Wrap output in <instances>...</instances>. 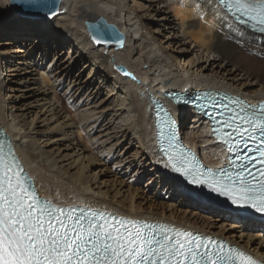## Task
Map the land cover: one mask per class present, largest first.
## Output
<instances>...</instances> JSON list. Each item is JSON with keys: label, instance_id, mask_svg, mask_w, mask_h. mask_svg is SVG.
<instances>
[{"label": "bare ground", "instance_id": "6f19581e", "mask_svg": "<svg viewBox=\"0 0 264 264\" xmlns=\"http://www.w3.org/2000/svg\"><path fill=\"white\" fill-rule=\"evenodd\" d=\"M0 5L15 16L7 0H0ZM216 12L217 5L212 0H61L57 17L50 21L16 17L17 24L0 25V34L8 36L0 41V126L7 132L42 198L58 206H90L126 218L162 222L201 235L219 237L217 239L264 263V220L242 217L246 219L245 225L237 228L248 241L240 245L230 240V235H224L223 229L212 231L208 224L205 225L203 215L196 211H181L177 207L167 216L154 212L150 206L144 209L140 204L134 205L132 201L125 205L115 197L110 198L106 191L102 192L103 183L98 185L96 179L90 178L96 173L84 174L87 165L98 160L92 158L93 153L106 162L117 157L119 168L127 165L125 171L134 164L139 170L151 164L149 180L156 179L163 189L180 194L191 207L229 220L241 218L236 212L191 202L181 192L180 182L170 177L168 170L172 171L162 164L154 144L149 97L160 99L163 93L170 91H186L191 95L197 89L207 88L226 90L252 100L264 98V58L259 54L264 52V37L248 32L242 37L243 43H239L240 38L232 33L234 38L230 40V29L227 25L221 27L224 22ZM99 18L124 34L122 46L93 44L84 22ZM164 27L177 30L174 35L180 33L183 40L194 45L199 55L196 53L187 67L195 62L203 63L197 68L198 75H188L190 68L177 67V59L166 51L168 45L162 46L165 38L160 32ZM31 37L34 40L28 48L19 46V42L26 45ZM135 45H142V48ZM146 49L149 50L143 53ZM32 55L35 56L30 59ZM210 57L217 58L218 62H210ZM48 58L49 65L44 68L41 62ZM114 65H123L140 81L122 78ZM144 66H148L147 70H143ZM215 68L225 72L221 75ZM156 72L160 75H155ZM226 72L231 77H224ZM58 93L70 108L79 110L78 117L83 118L80 127L75 128L68 119L70 116L60 108ZM28 98H35L33 103L39 109L35 113L32 111L35 106L25 101ZM171 109L178 118L186 144L197 152L209 150L208 154H201L202 158L208 165H218L221 162L220 147L211 137L203 118L193 116L189 108L171 105ZM44 115L46 118L41 120ZM49 121L57 124L45 127L52 123ZM187 122L192 125L191 129L186 126ZM57 132L62 135L48 136ZM77 162L80 164H77L78 169L74 167ZM165 173L167 177H164ZM53 178L68 184L67 196L62 195L63 189L52 181ZM251 238L258 241V247L252 250L248 247Z\"/></svg>", "mask_w": 264, "mask_h": 264}, {"label": "snow or ice", "instance_id": "6c2138e0", "mask_svg": "<svg viewBox=\"0 0 264 264\" xmlns=\"http://www.w3.org/2000/svg\"><path fill=\"white\" fill-rule=\"evenodd\" d=\"M25 15L51 19L59 0H7ZM216 15L235 33L239 43L249 31L264 35V0H216ZM96 44L123 37L99 22L89 25ZM255 54V53H254ZM264 58V52L259 53ZM122 71V69H118ZM127 74V73H126ZM166 96L170 95L168 93ZM195 104L209 116L212 134L228 153V166L205 169L178 143L177 119L154 97L157 143L165 166L191 185L206 187L232 205L264 214V102L248 104L237 98L217 103L212 94ZM174 102L192 101L172 96ZM199 99V97H198ZM209 106L213 111H205ZM249 141L256 144L251 147ZM255 153V155H252ZM151 182V181H150ZM0 264H258L225 241L165 223L118 217L90 206H58L42 199L25 172L13 144L0 131Z\"/></svg>", "mask_w": 264, "mask_h": 264}, {"label": "rangeland", "instance_id": "374dc122", "mask_svg": "<svg viewBox=\"0 0 264 264\" xmlns=\"http://www.w3.org/2000/svg\"><path fill=\"white\" fill-rule=\"evenodd\" d=\"M10 8H11V6H10ZM12 11L14 12L15 16L13 14H11L10 11L8 9H6L4 6L0 5V25L8 26V25L17 24L18 20H16V19H18V18L23 19V20L37 21V20H31L29 18L27 19L26 17H21L18 14H16L13 9H12ZM16 17H18V18H16ZM14 20H16V21H14ZM43 21H46V20H43ZM48 21H50V20H48ZM153 26L154 25L152 24V27ZM171 31H173V32H171ZM175 32H177V30H175V29L171 30L169 27H164V29H162L160 34L163 35L162 37L165 38V39H162V46L164 47V46L168 45V47L166 48V51L171 53L173 58L177 59V61H175L176 63L178 62L177 67L182 65L186 68L187 64L189 65L190 61H192V59H194L196 57L195 54L197 53V55H199V53L194 48L193 44H189L188 40H183L180 33H177L176 35H174ZM140 34H141V32H140ZM166 37H168L167 40H166ZM6 39H8L7 35L4 36V35L0 34V41L6 40ZM33 40H34V38L31 37L30 40L26 41V45L20 44L21 42H19V46L21 45L20 47L24 46V47L28 48L29 44H31L33 42ZM136 47L141 49L142 45L141 46L138 45ZM65 49L67 51V48H65ZM65 49H64V51H65ZM147 50H149V49L143 50L142 52L145 53V51H147ZM35 54H36V52H35ZM34 56L35 55H32V57L30 59H33ZM151 57H154V56H151ZM40 61H42V60H40ZM49 61H50V58L45 59L43 61V63L41 62V64H43L44 68L46 65H49L48 64ZM209 61L217 63L218 59L215 57H210ZM199 66H203V63L197 64V62H195L191 67L188 66L187 70L190 68L188 75H191V74H194L195 76L198 75L199 70L197 68ZM147 68H148V66H146V67L144 66L143 70H147ZM76 70H74L72 72V75L75 73ZM215 72H218L222 75V73L225 72V70L221 71V70H218L215 68ZM227 72L224 73V77L225 76L228 78L231 77V74H229ZM156 73H155V75H160V73H157V74ZM227 75H229V76H227ZM219 78H220V76H219ZM134 80H137V82L140 81V79H138V76H135ZM241 81H243V79H241L240 82ZM5 86H7V85L4 84V87ZM139 86H140V88H142L141 87L142 84H140ZM20 87H23V86H20ZM144 91H145V88H144ZM4 93H5V88L2 90V94H4ZM57 95H58L57 99H59L58 102L60 104V108H62L64 110L65 115L70 116V118L67 117L69 119V121L72 122V124L74 125L75 128L80 127L82 125L83 118L78 117L79 116V114H78L79 110H75L73 108V106L70 108V105H68V103H66L64 101L65 99H63L61 93H58ZM34 100H35V98H33L31 100H29V98H28V100H25V101H28L27 103L31 102V106H35L36 109L32 110L35 113V111H38L39 109H37V104L33 103ZM83 108H81V109H83ZM89 109L90 108H88L87 110L89 111ZM42 112H44V109H42ZM80 115H81V113H80ZM46 116H47V114H46ZM47 117H49V116H47ZM43 118H46L45 115L41 117V120H43ZM49 122H52V123H49V125L47 124L45 127H52V126L57 124V123H54V121H49ZM186 126L190 129L192 128V125L189 124V122H187ZM59 133L60 132H57V134L52 133L51 135H48V136L51 138H56V136H59ZM61 133H63V132L61 131ZM61 133H60V135H62ZM89 145L91 147V143ZM90 147H89V149H90ZM133 150H134V148L131 149V151H133ZM211 150H214V149H211ZM94 151L97 152L96 150H94ZM208 151L209 150H205L204 152L206 154H208L209 153ZM204 152H201V154ZM93 156H94V157H92L93 159H98V160H96L94 162V164H92V165H90V164L87 165V169H86L84 174L87 173L86 175H89L90 173L91 174L96 173L98 176L95 175V177H91L89 175L90 178L92 180L96 179V182L98 183V185H100V183L102 182L103 186L100 187V189H102V192L106 191L107 195L110 198L115 197V200L122 201V204H125V205L128 204L130 201H132L134 205L140 204L141 205L140 207H142L144 209L148 208L150 206L154 212L157 211L158 213H163L167 216L169 215V212L170 213L174 212L177 207H178L177 208L178 210L181 209V211H186V212L190 209V210H193L194 212L196 211V213H200L201 215H203V217L205 219V223H206L205 225L208 224L211 227L212 231L219 232L221 229H223L224 235H226V236L230 235L229 239L235 241L236 243H238L240 245H244L248 241V239L244 237L245 234L241 233L240 230L237 228V226L239 227V226L245 225V220H246L245 218L241 217V218L236 219V221L229 220L228 218H226V219L222 218L218 214H215V213L210 214V213H208L202 209L191 207L190 204L185 202L184 199L180 197V194H177V193L171 194L168 189H163L161 184L156 179H152V181L149 182L150 181L149 178L152 177V173L150 172L151 167H152L151 164H147L146 166L142 167V170H139V168H137V165L134 164V165H132L131 169L125 171V167L127 165L126 166L125 165L120 166V168H119V166L117 165L118 164L117 157L114 159H110L108 162H106L103 158L97 157V155H95V153H93ZM69 162H67V163H69ZM67 163H64V164H67ZM77 164L80 165L79 162H77L74 165V167H76V169H78ZM82 164H84V161ZM86 164H88V163H86ZM103 164H105V165H103ZM162 164L165 166V164L163 162H162ZM115 165H117V166L113 167ZM165 168L167 169L166 166H165ZM168 172H169L170 177L179 181L177 179V177L174 176V174L170 173L169 170H168ZM167 176L168 175H166V173H165L164 177H167ZM52 181L55 182L57 184V186H59L63 189L62 195L67 196L68 184L65 181L58 180L56 178H53ZM180 185H181L180 186L181 192L186 194L185 196L191 202H193V203L199 202L201 205L209 206L211 209L220 210V209H218V207L210 205L207 201H205V199H201V198L195 196L196 194L188 192L185 189V187H183L181 182H180ZM94 186H97V185H94ZM104 186H106V188ZM225 212H228V211H225ZM239 215L241 216V214H239ZM257 220H259V219H257ZM217 238H219V237H217ZM251 239H254V238H251ZM251 239H249L248 247H250V249L252 250V249L258 247V241H256L255 239L254 240H251ZM258 249H260V247Z\"/></svg>", "mask_w": 264, "mask_h": 264}, {"label": "water", "instance_id": "95a60500", "mask_svg": "<svg viewBox=\"0 0 264 264\" xmlns=\"http://www.w3.org/2000/svg\"><path fill=\"white\" fill-rule=\"evenodd\" d=\"M59 3L61 4V0H59ZM11 8H12V7H11ZM12 9L15 11L16 14H18V15L21 16V17H26V18H29V19H47V20H49L48 18H46V17H44V16H42V15H25V14L21 13L20 11H18V10L15 9V8H12ZM101 21L103 22V24H106V25H110V26H112V27L115 29V31H116L117 33H119L120 36L123 37V42L125 41V36H124V34H123L122 32H120L116 26L107 23L103 18H99V19H97V20L94 21V22H88V21H85V22H84V26H85L86 32H87V34H88L90 40L93 42V44H94L95 46H101V45H106V44H103V43H102V44H96V43H94V41H93V39H92V34H91L92 29H90L89 25H94V24H97V23H99V22H101ZM108 45H119V44H117V43H115V42H112V43H108ZM113 68H114V70H115L118 74L121 75L122 78L130 79V80H134V75H133L130 71H128L124 66H122V65H114ZM118 69H122V71H120V70H118ZM126 73H127V74H126ZM187 189H188V190H191V191H195V192L198 193L200 196H207V195H206L207 192H205V194H204L203 191H200V190H199V191H196V190L191 189L190 187H187ZM209 203L212 204V205H214V200L209 201ZM220 206H221L223 209H226V210H231V209H233V208H232L229 204H227V203H222Z\"/></svg>", "mask_w": 264, "mask_h": 264}]
</instances>
